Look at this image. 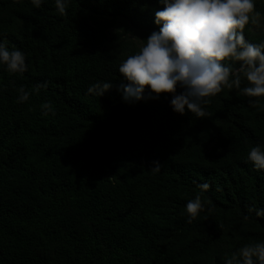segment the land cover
<instances>
[{
    "label": "trees",
    "instance_id": "1",
    "mask_svg": "<svg viewBox=\"0 0 264 264\" xmlns=\"http://www.w3.org/2000/svg\"><path fill=\"white\" fill-rule=\"evenodd\" d=\"M161 7L69 0L61 16L55 0H0V41L27 65H0V264H225L264 241V215L249 211L264 209V170L247 160L264 146V97L224 86L197 118L174 113L169 94L126 103L116 90ZM253 11L244 35L259 43L264 0ZM102 82L114 87L88 92Z\"/></svg>",
    "mask_w": 264,
    "mask_h": 264
},
{
    "label": "clouds",
    "instance_id": "2",
    "mask_svg": "<svg viewBox=\"0 0 264 264\" xmlns=\"http://www.w3.org/2000/svg\"><path fill=\"white\" fill-rule=\"evenodd\" d=\"M39 8L44 0H30ZM162 5L154 12V30L147 36L139 51L124 59L118 72L122 81L116 87L126 103L158 99L169 94V107L179 115L190 113L197 118L207 115L208 97L226 86L235 88L246 97H264V41L251 43L245 39V25L257 23L255 0H158ZM69 0H55L61 16L66 15ZM231 63H222V61ZM0 65L10 73L27 71L26 57L21 50H9L0 41ZM233 65H237L233 67ZM123 81H127L124 83ZM243 84V87H242ZM111 82L96 83L89 93L102 96L112 89ZM179 89V91H178ZM18 101L26 102L29 93L23 87ZM251 106L258 101L249 100ZM43 115H48L49 105ZM264 146L256 145L247 153V160L258 170H264ZM160 162L150 168L160 170ZM206 190L208 185H200ZM187 223L203 209L200 196L185 205ZM257 216L264 209H249ZM225 264H264V241L245 245Z\"/></svg>",
    "mask_w": 264,
    "mask_h": 264
},
{
    "label": "rangeland",
    "instance_id": "3",
    "mask_svg": "<svg viewBox=\"0 0 264 264\" xmlns=\"http://www.w3.org/2000/svg\"><path fill=\"white\" fill-rule=\"evenodd\" d=\"M258 24H260V22H258ZM255 30H256V28L253 29V31H255Z\"/></svg>",
    "mask_w": 264,
    "mask_h": 264
}]
</instances>
